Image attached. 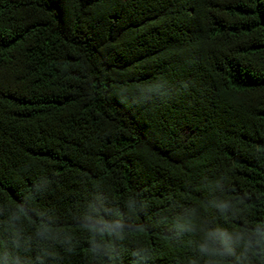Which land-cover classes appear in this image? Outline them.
Here are the masks:
<instances>
[{"label": "trees", "instance_id": "trees-1", "mask_svg": "<svg viewBox=\"0 0 264 264\" xmlns=\"http://www.w3.org/2000/svg\"><path fill=\"white\" fill-rule=\"evenodd\" d=\"M0 264H264V0H0Z\"/></svg>", "mask_w": 264, "mask_h": 264}]
</instances>
